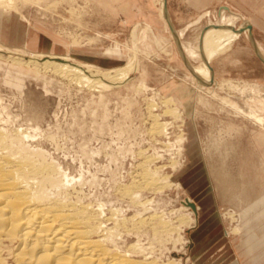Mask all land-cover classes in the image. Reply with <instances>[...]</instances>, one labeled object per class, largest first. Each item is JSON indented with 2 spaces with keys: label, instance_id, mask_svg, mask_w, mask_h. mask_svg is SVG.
Segmentation results:
<instances>
[{
  "label": "rangeland",
  "instance_id": "1",
  "mask_svg": "<svg viewBox=\"0 0 264 264\" xmlns=\"http://www.w3.org/2000/svg\"><path fill=\"white\" fill-rule=\"evenodd\" d=\"M16 3L18 11L0 9L34 29L28 48L0 43V124L39 127L47 158L75 177L67 183L72 199L102 204L120 245L141 243L169 264H227L238 260L235 252L243 264H264V250L246 255L249 236L251 246L264 242V63L242 31L249 22L264 56V0H166L189 64H200L205 41L219 31L225 41L238 37L201 82L183 61L159 0ZM41 55L103 71L136 55L137 65L129 81L102 89L28 64ZM154 118L164 124L160 133ZM143 169L165 186H141ZM156 222L166 225L160 233Z\"/></svg>",
  "mask_w": 264,
  "mask_h": 264
},
{
  "label": "bare ground",
  "instance_id": "2",
  "mask_svg": "<svg viewBox=\"0 0 264 264\" xmlns=\"http://www.w3.org/2000/svg\"><path fill=\"white\" fill-rule=\"evenodd\" d=\"M159 2L164 14L162 17L165 18L166 1ZM16 4V0H0L1 7L18 11ZM168 15L171 20L169 11ZM232 18L235 19L234 16H231ZM244 24L246 25L244 30L248 32L250 24L247 21ZM139 27L140 23L135 25L132 31L135 49ZM145 28L151 30L158 42L153 27L146 23ZM179 35L181 37V33ZM177 38L179 40L178 34ZM227 40L225 42V34L219 31L215 37L206 41L204 63L199 65L188 63L192 73L205 74L201 76L209 77L207 63L221 54L210 49L218 47L228 49L234 37ZM178 46L182 50L180 42ZM257 52L264 60L259 48ZM191 54L194 55V51ZM135 57L136 55L126 65L108 71L92 65H83L71 57L57 55H41L38 61H31L28 64L51 70L79 85L110 89L131 79L130 73L137 65ZM166 102L174 101L169 98ZM153 122V132L163 131L164 124L158 123L156 118ZM6 126L0 124V264H169L159 261L157 257L156 259L152 256L154 255L151 252L152 248L149 250L141 243L127 242L125 239L126 241L120 245V237L118 239L115 230L108 225L112 218L104 215L102 204L95 209L89 204L81 203L77 196V200L72 199L67 183L75 177L69 178L59 164L47 158L44 145L37 138L39 127L19 126L11 131ZM180 139L183 145L184 140ZM140 177L143 187L152 188L156 185V188L160 189L165 186H159L161 183H157L155 176L147 169L141 171ZM168 178L164 180L170 185ZM125 194L136 200L133 192L127 190ZM194 205L195 210L190 208L191 211L194 214L201 212L195 203ZM188 218L181 219L182 223L190 224L193 218L189 216ZM161 225L163 226L154 223L155 232L160 233L159 227H166L164 223Z\"/></svg>",
  "mask_w": 264,
  "mask_h": 264
},
{
  "label": "crops",
  "instance_id": "3",
  "mask_svg": "<svg viewBox=\"0 0 264 264\" xmlns=\"http://www.w3.org/2000/svg\"><path fill=\"white\" fill-rule=\"evenodd\" d=\"M166 5H167V3H166ZM0 10H1L0 11V43L4 44L6 46H9V47H18V48L25 47V48H28L29 47V41H30L29 34L33 32L34 28H31L28 25V23L21 20L20 17L15 15L14 13L3 11L2 9H0ZM244 26H246V25L245 24L242 25V31L246 32L244 30ZM250 27H251V25H250ZM246 33L249 34V31ZM237 38H238L237 35L234 36V41ZM228 39H230V36L228 37ZM225 42H227V41H225ZM205 43H206V41H205ZM205 43L202 47V51H201V55H200V57H201L200 63H204V51H205L204 49L206 48ZM210 50L211 51H219L220 53H223L227 49L226 50L220 49V47H218V48H213ZM210 64H211V61L209 63H207L208 71L210 73L209 77L205 78V77H202L205 74L196 73L197 75L195 74L196 75L195 77L197 78V81L200 80V82H201V78H204L205 80L212 78V70H211ZM196 207H198V206H196ZM200 211H201V209H200ZM252 242H253V237L249 236V239L246 242L248 245V249H247L248 251L246 252V255L251 256V253L253 251L252 249H257L259 251L264 250V248L263 249L260 248V247H264L263 246L264 242L256 243V244L251 246L250 244H252ZM258 252H256V253H258ZM256 253H252V254L255 255ZM235 256L238 260H236V261L235 260H233V261L229 260V262L227 264H237V263L243 264L241 258L239 257V255L236 252H235Z\"/></svg>",
  "mask_w": 264,
  "mask_h": 264
},
{
  "label": "water",
  "instance_id": "4",
  "mask_svg": "<svg viewBox=\"0 0 264 264\" xmlns=\"http://www.w3.org/2000/svg\"><path fill=\"white\" fill-rule=\"evenodd\" d=\"M165 18H166V20H167V23H168V26H169V30H170V32H171V34L173 35V37H174V40L176 41V43H177V45H178V43H179V40H178V38H177V34H176V32H175V29H174V27H173V25H172V23H171V20H170V18H169V15H168V11H167V7L165 6ZM249 33H250V37H251V40H252V44H253V48H254V51H255V53L257 54V56L261 59V61L264 63V60L261 58V56L258 54V52H257V49L255 48V44H254V39H253V36H252V33H251V28H250V26H249ZM179 47V46H178ZM179 49V51H180V53H181V56H182V59H183V61L185 62V64H186V66L188 67V61H187V59H186V57H185V55L183 54V52H182V50L180 49V48H178ZM188 205L193 209V210H195V205H194V203L193 202H188Z\"/></svg>",
  "mask_w": 264,
  "mask_h": 264
}]
</instances>
